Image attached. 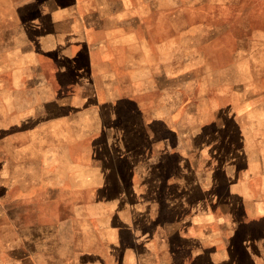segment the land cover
Listing matches in <instances>:
<instances>
[{
	"label": "crops",
	"instance_id": "0c3cea01",
	"mask_svg": "<svg viewBox=\"0 0 264 264\" xmlns=\"http://www.w3.org/2000/svg\"><path fill=\"white\" fill-rule=\"evenodd\" d=\"M14 1L6 0L9 9L0 10V16L9 22L6 32L14 31L16 18L25 34L38 33L39 40L31 37L19 46L1 42L0 80L4 75L11 86L7 89V115L14 109L10 100L14 84L16 92L22 93L20 86L31 79L34 84L41 83L36 49L39 55L62 25L70 34L64 46H54L57 89L52 99L38 102L37 114L22 118L35 122L53 108L55 136L53 142L43 144L52 147L38 151V158L43 156L49 164L37 172L69 177L71 192L78 190L74 179L80 178L92 198L73 202L71 208L77 211L66 218L70 237L65 256L71 258L70 264L161 263L158 258L164 254L167 235H162V240L157 235L165 233L175 213L183 215L179 224L184 225L190 224V216L198 221L221 219L222 212L235 207L238 187L253 184L255 175H263L264 146L256 149L252 143L256 139L264 145V138L252 140L248 130L264 129V121L250 126L238 117L249 112L262 116L258 115L264 113L258 108L262 104L253 103L252 89L239 94L237 84H230L228 94L223 92L217 65L210 69L212 76H207L200 67L201 59L197 64L191 62L197 57L190 53L195 43L210 40L213 49L221 45L213 39L215 35L203 39L201 32L193 39L190 26L175 31L172 21L159 20V10L138 5L149 0H137V11L125 8L126 0H16V6ZM195 1L198 16L204 17L205 9L200 6L205 0ZM33 2L38 6L30 7ZM261 27L256 29L263 32ZM249 30L246 41L251 39V44L246 48L263 50L264 38L254 39V29ZM260 57L263 61L264 50ZM197 68L200 74L195 73ZM206 80L218 83L210 89L192 83ZM48 105L52 107L46 108ZM223 114H228V120H222ZM30 152L35 154L33 148H28ZM190 172H202L201 179L193 178L191 184ZM219 173L226 178L220 177L229 194L225 199L218 194L223 190L221 181L216 178L212 187L206 179ZM207 185L209 191H217L219 206L213 215L205 210ZM202 192L203 201L201 197L195 200L201 203V212H194L188 202L182 206L185 194L193 203L191 195ZM247 206V220L262 232L249 236L246 257L249 264H264V202ZM64 222L55 219L53 229L39 225L29 236V246L50 237L49 243L55 242L54 247L60 250L58 245L65 241ZM182 237L185 239L182 235L178 239ZM34 248L23 250L22 256L34 261Z\"/></svg>",
	"mask_w": 264,
	"mask_h": 264
},
{
	"label": "rangeland",
	"instance_id": "374dc122",
	"mask_svg": "<svg viewBox=\"0 0 264 264\" xmlns=\"http://www.w3.org/2000/svg\"><path fill=\"white\" fill-rule=\"evenodd\" d=\"M125 2V8L137 11V0H126ZM14 3L16 6V0ZM36 5L38 6L37 2H33L29 6L35 8ZM138 5L142 8L159 10L157 13L159 20L164 21L165 19L167 23L172 21L176 25L175 31L178 29L177 27L190 26V36H193V39H196L201 32L203 39L205 35L207 39L209 36L215 35L213 39L216 38L222 42L221 45H217L218 47L213 49L210 48L212 45L210 40H205L201 44L195 43L194 46H191L190 53L195 52L197 57L191 62L197 64L198 59H201L203 64L200 67L204 69V75L207 76H212L214 72L210 69H213V64L217 65L223 81L220 83L223 85L220 87L223 92L229 93L230 84L232 86L237 84L239 94L242 91L247 92L252 89L254 93L253 103L256 105L259 102L262 106L258 108L264 110V60L259 61L261 59L260 54L264 49L246 48L247 44H251V39L250 43L246 41L247 36L250 35L249 29H254V39L264 38V31L256 29L264 26L262 25L264 24V1L216 0V2H212L205 0V3L200 6L205 9L204 17L198 16L195 0H149L140 1ZM5 9H9V3L6 5V0H0V10ZM216 9L219 10V13ZM170 11L172 12L169 13ZM131 14L135 13L132 12ZM6 27L9 28V22L7 24L6 17L0 16V46L3 45L1 42L4 40H7L8 43L12 41L14 46L21 45L22 42L28 41L31 37H34L33 41L39 40L38 33L29 32L25 34L21 29L20 21H17L16 18L12 33L6 32ZM65 28L67 27L62 25L59 32L54 34L50 41H47L48 36L44 39L40 38L44 42L47 41L39 55L36 49V58L39 56L38 62L41 63V65L39 63L37 65L40 68L39 79L41 83L40 85H37L38 82L34 84L35 82L31 79L30 82L25 83L24 87L20 86L24 90L22 93L16 92L18 86L14 84V96H10V100L14 102V109L13 113L8 111V115L5 105L7 98H9L7 89H10L11 86L4 75L0 80V264H70L71 258L65 254L68 253L70 237L68 236L70 221L67 219L71 216V211H77V209L71 208L72 203L92 200L82 186L85 182L80 178L74 179L78 180V190L71 192L69 177L60 178L54 172H37L41 166L45 169V166L49 164L43 156L38 158V151L42 153L44 149L52 147L43 145L46 142H53L55 136L52 105L46 106V108L51 109L41 118L37 117L35 122L22 119L34 112L37 114V103L52 99L53 91L57 89L52 58L56 49L54 46H64L69 40L70 34L63 31ZM236 40H238V48L235 47ZM3 49L4 47L0 48V52H4ZM163 51L165 50L163 49ZM211 52L214 55H211ZM31 67L36 70V65ZM200 71L197 68L195 73L200 74ZM192 83L196 85L206 84L210 89L218 81L206 80L205 82L193 81ZM225 115L228 116V114H223V121L228 120ZM258 115L262 116L256 117L254 113L249 112L239 113L238 117L243 118L244 121H249V125L253 126V123L259 124L264 121V113H258ZM248 131L251 139L258 136L264 138L263 128L250 127ZM252 145L256 149L264 146L262 143H256V139L253 140ZM28 148H33L35 154L27 153ZM28 159L30 161L27 165ZM190 173L192 174L191 184L193 178L199 177L201 179L202 177V172ZM208 173L210 172H205V174ZM220 175L221 173L219 176L216 174L215 178H206L208 184L214 187L216 178L218 180L220 177L226 179L225 176ZM61 179L62 182L59 183ZM253 179V184L252 181L247 186L238 187L235 207L232 210L228 209V211L222 212L221 219L215 221L214 218H211V221L205 219L204 222L190 216V224L187 226L179 224L181 222L179 219L183 215L180 213L179 216H176L175 213L172 219L173 223L171 222L166 226L165 233L157 235L161 240L162 235H167L165 250L162 251L164 254L158 258L159 262L161 260V263L158 264H220V262L225 264L226 260H228V264H249V259L246 257L249 252V236L251 238V233L257 236L262 230H258L256 224H250L247 220V213L249 212L247 203L264 202V172L262 176L255 175ZM220 181L223 190L221 191L222 194H218L225 199L229 194L224 191L225 182ZM174 195L178 194L174 193ZM205 196L206 213L210 212L209 214L213 215L219 206L216 200L217 191H209L207 185ZM92 197L96 198V196ZM185 197L186 201L183 202L184 205L182 206L185 207V203L188 202L189 206L193 204L194 212L202 211L201 203L195 202L198 197H201L203 201V192L200 196L196 193L194 196L191 195L193 203L190 199L187 201L186 194ZM237 206L238 209H236ZM78 210L83 211L85 209ZM59 217L63 222L67 221L63 224L64 233L62 235L65 236L63 237L65 241L58 245L60 250L54 247L55 242L49 243L50 237L40 243L36 240L33 246L32 244L29 246V236L38 229L39 225L46 226V229H53L54 220ZM212 233H217V236H213ZM181 235L185 239L182 237L179 240ZM205 236L207 239L202 240ZM209 236L210 238H208ZM29 247H35L34 261L26 260L22 256V251ZM219 252L222 253L221 256L218 255Z\"/></svg>",
	"mask_w": 264,
	"mask_h": 264
}]
</instances>
